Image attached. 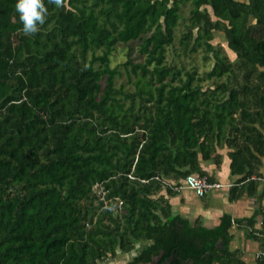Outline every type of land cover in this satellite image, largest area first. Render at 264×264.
Returning a JSON list of instances; mask_svg holds the SVG:
<instances>
[{"label":"trees","instance_id":"1","mask_svg":"<svg viewBox=\"0 0 264 264\" xmlns=\"http://www.w3.org/2000/svg\"><path fill=\"white\" fill-rule=\"evenodd\" d=\"M15 4L0 0V264H248L232 227L264 264L260 204L207 227L162 193L211 181L200 160L226 153L229 201L264 196V0H45L28 36ZM177 46L210 68L183 70Z\"/></svg>","mask_w":264,"mask_h":264},{"label":"crops","instance_id":"2","mask_svg":"<svg viewBox=\"0 0 264 264\" xmlns=\"http://www.w3.org/2000/svg\"><path fill=\"white\" fill-rule=\"evenodd\" d=\"M229 163L230 159L226 153L223 154L219 167L212 160H200L201 168L213 178V181L222 184V187L211 190L205 196L198 197L192 190L185 187L174 195L167 194L166 190H163L162 193L168 197L172 211L190 220L197 218L203 225L210 227L219 223L220 216L223 213L230 214L233 218H239L249 215L259 204L264 207V196L258 200L256 195L250 196L246 190L240 198L235 201H229L228 188L241 176L240 174L231 173ZM260 172L264 176V157H261ZM233 229L231 230L233 237L229 242V246L230 248L240 249L243 255L242 258L249 264L251 259H255L260 251V242H254L241 231ZM121 255L122 257L119 260L122 259V264L123 262L125 264L131 258L132 252ZM110 260L107 259L101 264H113L115 262L110 263ZM114 264L118 263L115 262Z\"/></svg>","mask_w":264,"mask_h":264},{"label":"rangeland","instance_id":"3","mask_svg":"<svg viewBox=\"0 0 264 264\" xmlns=\"http://www.w3.org/2000/svg\"><path fill=\"white\" fill-rule=\"evenodd\" d=\"M187 12L188 11L186 9H182V17L183 18L180 19V21L182 20L181 23L179 24L180 28L183 26V23L185 22L184 17H186ZM217 37L219 39V42L225 47V43H224L223 39L220 36H217ZM126 49H127L126 46L122 45V44L116 46V48L113 51V54L111 56V65H116V64L123 62L125 60ZM175 52H177L180 55V57L175 56L172 59L171 52H168L167 58L174 60V63H176L178 66H180V68H182L183 70H192L195 67L198 69L199 72H202L203 70L209 69L211 64H212L211 59L202 60L201 52H197V53L193 54V57H185L181 54V49L179 46H177L175 48ZM120 79L123 82L126 80L125 76L121 77ZM202 83H208L209 84L211 82H210V80H204ZM260 218L261 217H257V219H259V221H260ZM259 221L256 223V227H259V225H260ZM232 228H234L233 230H235L236 227H232ZM260 248H261V245H260ZM120 255L121 254H119L115 258H111L110 263L115 261L118 264H122V259L119 260L122 257V255L121 256ZM255 260H256V258L251 259V262L249 264H256ZM123 264H124V262H123Z\"/></svg>","mask_w":264,"mask_h":264},{"label":"clouds","instance_id":"4","mask_svg":"<svg viewBox=\"0 0 264 264\" xmlns=\"http://www.w3.org/2000/svg\"><path fill=\"white\" fill-rule=\"evenodd\" d=\"M48 3L61 7L64 0H48ZM15 10L18 13L24 35H34L39 31L48 16L45 0H16Z\"/></svg>","mask_w":264,"mask_h":264},{"label":"built area","instance_id":"5","mask_svg":"<svg viewBox=\"0 0 264 264\" xmlns=\"http://www.w3.org/2000/svg\"><path fill=\"white\" fill-rule=\"evenodd\" d=\"M173 190L179 191L181 188H188L198 197L208 194L211 190L222 187V184L217 181L209 180L205 175L199 176L196 174H188L181 183L169 181L166 183ZM100 199L105 203L104 192H100Z\"/></svg>","mask_w":264,"mask_h":264},{"label":"water","instance_id":"6","mask_svg":"<svg viewBox=\"0 0 264 264\" xmlns=\"http://www.w3.org/2000/svg\"><path fill=\"white\" fill-rule=\"evenodd\" d=\"M157 258H158V256H156V258H154L153 261H154L155 259H157Z\"/></svg>","mask_w":264,"mask_h":264},{"label":"bare ground","instance_id":"7","mask_svg":"<svg viewBox=\"0 0 264 264\" xmlns=\"http://www.w3.org/2000/svg\"><path fill=\"white\" fill-rule=\"evenodd\" d=\"M164 264V263H163Z\"/></svg>","mask_w":264,"mask_h":264}]
</instances>
